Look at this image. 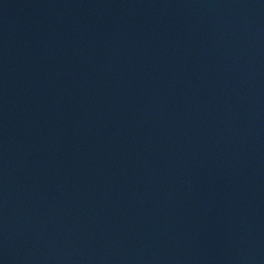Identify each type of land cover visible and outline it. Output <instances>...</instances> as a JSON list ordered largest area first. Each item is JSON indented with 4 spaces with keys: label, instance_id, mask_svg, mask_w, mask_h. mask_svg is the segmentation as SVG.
I'll list each match as a JSON object with an SVG mask.
<instances>
[{
    "label": "water",
    "instance_id": "1",
    "mask_svg": "<svg viewBox=\"0 0 264 264\" xmlns=\"http://www.w3.org/2000/svg\"><path fill=\"white\" fill-rule=\"evenodd\" d=\"M0 264H264V0H0Z\"/></svg>",
    "mask_w": 264,
    "mask_h": 264
}]
</instances>
